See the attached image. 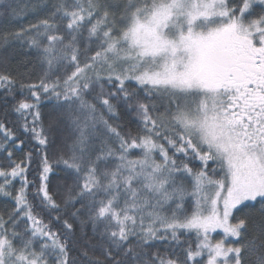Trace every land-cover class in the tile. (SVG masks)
Masks as SVG:
<instances>
[{"label":"snow or ice","instance_id":"snow-or-ice-1","mask_svg":"<svg viewBox=\"0 0 264 264\" xmlns=\"http://www.w3.org/2000/svg\"><path fill=\"white\" fill-rule=\"evenodd\" d=\"M0 264H264V0H0Z\"/></svg>","mask_w":264,"mask_h":264},{"label":"rangeland","instance_id":"rangeland-1","mask_svg":"<svg viewBox=\"0 0 264 264\" xmlns=\"http://www.w3.org/2000/svg\"><path fill=\"white\" fill-rule=\"evenodd\" d=\"M222 236H223V233L220 232V231H218L216 234H214V238H215V239L222 238Z\"/></svg>","mask_w":264,"mask_h":264}]
</instances>
